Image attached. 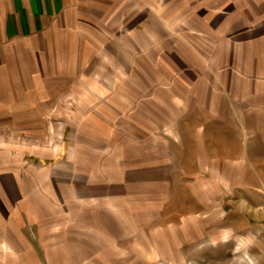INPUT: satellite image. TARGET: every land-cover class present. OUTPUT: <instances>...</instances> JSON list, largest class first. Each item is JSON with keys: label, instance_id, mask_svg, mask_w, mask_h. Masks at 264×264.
<instances>
[{"label": "rangeland", "instance_id": "374dc122", "mask_svg": "<svg viewBox=\"0 0 264 264\" xmlns=\"http://www.w3.org/2000/svg\"><path fill=\"white\" fill-rule=\"evenodd\" d=\"M52 3L0 44V264H264V0Z\"/></svg>", "mask_w": 264, "mask_h": 264}, {"label": "crops", "instance_id": "0c3cea01", "mask_svg": "<svg viewBox=\"0 0 264 264\" xmlns=\"http://www.w3.org/2000/svg\"><path fill=\"white\" fill-rule=\"evenodd\" d=\"M53 0H0V44H7L15 39L34 35L44 20L51 13ZM264 143V138L259 139ZM264 149V145L262 146ZM258 164L264 166V155H259ZM263 164V165H262ZM261 172H264L261 171Z\"/></svg>", "mask_w": 264, "mask_h": 264}]
</instances>
